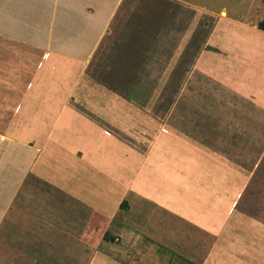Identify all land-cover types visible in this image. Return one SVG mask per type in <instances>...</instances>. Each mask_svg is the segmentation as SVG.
I'll list each match as a JSON object with an SVG mask.
<instances>
[{"label": "crops", "instance_id": "1", "mask_svg": "<svg viewBox=\"0 0 264 264\" xmlns=\"http://www.w3.org/2000/svg\"><path fill=\"white\" fill-rule=\"evenodd\" d=\"M170 1L181 9L141 15L140 6L129 10L131 0H0V105L15 113L8 133L0 134V264L16 262L20 240L12 230L18 225L48 244L69 243L79 264H140V251L125 245L112 255L98 251L91 239V251L75 248L86 244L82 229L91 215L80 214V196L116 197L123 191L134 212L123 221L139 230L144 202L151 204L145 222L150 211L159 210L190 227L180 246L172 243L193 261L191 234L200 230L202 236L222 207L188 198L175 203L168 196L179 195L191 177L219 159L206 144L183 139L175 125L167 121L166 129L159 120L173 115L182 93L192 99L199 86L203 107L210 91L217 99L227 92L254 107L259 99L264 109V92L260 96L255 86L264 81V30L257 27L264 11L253 20L221 12L223 22L209 31L198 21L205 13L194 17L191 2ZM162 19L168 22L160 24ZM18 46L24 60H8ZM203 107L204 124L210 117L209 105ZM221 109L214 108L218 114ZM100 203L107 211V203ZM88 207L83 211L95 208ZM70 211H77L72 222ZM21 245L19 250L29 244ZM175 251L169 256L174 263L190 264ZM200 256V264L228 263L201 242Z\"/></svg>", "mask_w": 264, "mask_h": 264}, {"label": "rangeland", "instance_id": "2", "mask_svg": "<svg viewBox=\"0 0 264 264\" xmlns=\"http://www.w3.org/2000/svg\"><path fill=\"white\" fill-rule=\"evenodd\" d=\"M188 1L192 4L193 15L196 12L200 16L199 11L205 13L199 17L198 21L204 23L209 31L214 24L222 23L223 21L219 19L224 18L226 14L233 18L244 17L246 19L248 17L249 20H253L264 11V0ZM128 6L130 7L129 10L140 6L141 15H145V12L154 11L169 15L174 13V10L181 9L180 5L170 0H135L134 2L131 0ZM221 12H224L225 15H222ZM163 22H168V20L162 19L160 24ZM141 36L142 34H140ZM6 47L10 49L8 46ZM18 52L19 46L17 47V54L13 56L9 54L11 57H7V59L20 62L19 59L23 58L18 55ZM210 83V86H216L214 81H210ZM255 86L258 94L262 96L259 91L264 92V81L259 79ZM20 87L18 85L15 92L20 90ZM199 88L197 92L201 93V87L199 86ZM197 92H194L196 95L192 99L188 100L187 98V102L184 98L185 93H182L176 101L173 115H167L165 119L160 117L159 120L161 127L164 126L166 129L167 125L164 124L167 121L170 122V125H175L178 131L182 133L183 139L194 140V143L197 144H206L208 146L207 152H210L209 155L215 156L211 153H217V159H219L218 165L215 160H212L215 164L207 165V172L201 168L202 165L194 164L198 170L201 168V174H197L198 177L195 175L191 177L192 180L186 182L187 186H184L183 190L180 189L182 192L179 195L174 192L168 196L169 200L172 199V202L175 203L176 201H185L188 198V203H209V205L222 207L220 211H217V220L209 223V227L202 231L204 233L202 236L199 234L200 230H194L191 234L196 248L195 256L192 257L193 261L190 257L182 255L185 253L184 247H181L180 250L172 243L174 240L180 246L185 231H189L186 229L190 227L185 226L181 219L170 216L169 220L166 218L165 212L157 210L156 212L150 211L148 220L145 222L144 215L150 209L151 204L146 205L147 203L144 202L143 204L147 208L140 212V224H143V226L140 225V230L130 221H123L124 215H129L130 218L134 214L128 206L132 198L126 194V191L121 192L116 197L112 196L113 198L109 196L104 198V196L96 194L97 200L91 195L80 196L79 207L82 209L80 214H84L86 217L90 214L94 216L89 225V228L93 225L94 228L88 230V219L85 229H82L81 238L86 244H81L79 248L75 246L80 253L91 251L87 245L91 239L94 241L93 247L97 246L98 251L106 252L109 255L124 245L129 248V251H140V264H177L174 263L172 257L169 258V256L176 254L175 250L181 252V258L185 263L200 264V260H202L200 256L201 242V244H206L208 252L210 250L214 256L217 253L222 255L220 258L223 260L225 257L227 264H264V109L259 105L261 101L257 99V105L254 107L252 103L248 104L238 96L236 99L230 97L231 94L227 92H223L220 95L221 99H217V96L209 91L205 96V106L209 105L208 116L210 118L208 123L204 122L203 124L201 123L202 119H206L205 116L201 115L204 113V111L201 112L203 96L200 98ZM15 102V100L10 101L12 106ZM185 102L189 105L187 115L185 114ZM217 104L223 107L220 110L221 114L214 110ZM7 107L9 106H6L5 109L2 104L0 105L1 135L8 133L10 120L15 115L14 109H7ZM202 124L206 126L202 127ZM218 166L222 167L223 170L217 168ZM190 183L193 185H189ZM100 200L107 203L105 206H108L107 211L101 205ZM89 204L94 205L95 208L84 212L83 209H86ZM71 208L69 207V210ZM76 212L70 211L68 214L67 217L71 222L76 220ZM21 227L18 225L17 230H12L14 231L12 236L20 240L18 241L20 243H18L19 249L23 247L21 244L29 245H26L25 248L27 249L24 250H19L17 247L18 254L15 256V264H34V260L35 264H79V260L71 255L72 245L69 243L64 244L62 240L61 242L58 239L57 244H48L42 241L37 234L28 235L27 231H18ZM47 236H45L47 240H50L51 236ZM201 238L202 240H200ZM27 239L30 242H26ZM139 240L140 246L135 244ZM14 247H16L15 244H12L11 248ZM57 247L61 251L54 249ZM32 251L36 255L30 257ZM21 252H24L26 257L19 255ZM52 253L53 257L49 256ZM146 254H148V258L142 259ZM149 257H153V259L149 260ZM2 261L3 264H7L5 259ZM126 262L131 264L130 261Z\"/></svg>", "mask_w": 264, "mask_h": 264}, {"label": "trees", "instance_id": "3", "mask_svg": "<svg viewBox=\"0 0 264 264\" xmlns=\"http://www.w3.org/2000/svg\"><path fill=\"white\" fill-rule=\"evenodd\" d=\"M257 27H258L259 29L264 30V16H263V18H262L261 20H259V21L257 22ZM93 218H94V216H93V214H92V215L90 216V218H89L88 230L94 228V225H93L91 228H89L90 221H91Z\"/></svg>", "mask_w": 264, "mask_h": 264}]
</instances>
